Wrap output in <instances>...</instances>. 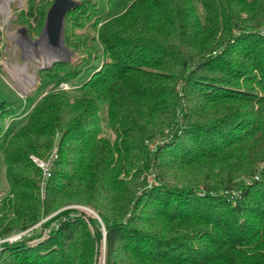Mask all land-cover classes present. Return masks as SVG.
<instances>
[{"label":"trees","instance_id":"trees-1","mask_svg":"<svg viewBox=\"0 0 264 264\" xmlns=\"http://www.w3.org/2000/svg\"><path fill=\"white\" fill-rule=\"evenodd\" d=\"M76 1L47 89L0 99V264H264V0Z\"/></svg>","mask_w":264,"mask_h":264},{"label":"rangeland","instance_id":"rangeland-1","mask_svg":"<svg viewBox=\"0 0 264 264\" xmlns=\"http://www.w3.org/2000/svg\"><path fill=\"white\" fill-rule=\"evenodd\" d=\"M25 8L26 0H0V99H7L10 102L9 104H12L11 101L15 100L23 101L26 99V96L30 94H33V101L38 99L43 94V91L47 89L46 87L33 93L39 82L38 71L42 68H50L53 64H43L30 50L31 46L28 44L41 38L42 29L28 32L27 29L17 21V9ZM197 8L201 13V7L197 5ZM65 50L66 56L63 59L67 60L70 58L71 52L66 48ZM53 62H55V60ZM59 88L70 90L71 87L67 84H61ZM10 106L12 107V105ZM21 110L22 107L8 114L2 121L3 128H6L12 120L18 119L20 115H24V113L21 114ZM28 110L26 109V111ZM103 133L110 138L114 137L113 132L104 124ZM7 192L8 186L5 177V162L0 154V200ZM71 206L78 207L80 205ZM82 207L86 208L84 206ZM60 209L63 208H59L57 211ZM55 212L50 215L55 214Z\"/></svg>","mask_w":264,"mask_h":264},{"label":"water","instance_id":"water-1","mask_svg":"<svg viewBox=\"0 0 264 264\" xmlns=\"http://www.w3.org/2000/svg\"><path fill=\"white\" fill-rule=\"evenodd\" d=\"M78 5L76 0H53L49 6L42 31H46L48 40L51 44L56 45L59 41L62 42L63 22L65 13ZM65 59L55 60L64 61ZM53 63V62H52ZM51 63V64H52Z\"/></svg>","mask_w":264,"mask_h":264},{"label":"bare ground","instance_id":"bare-ground-1","mask_svg":"<svg viewBox=\"0 0 264 264\" xmlns=\"http://www.w3.org/2000/svg\"><path fill=\"white\" fill-rule=\"evenodd\" d=\"M34 41V40H33ZM31 46V51L39 60L48 65L54 60L63 59L66 56V50L61 41L53 45L49 42L46 31H42V36L39 40L28 44Z\"/></svg>","mask_w":264,"mask_h":264},{"label":"built area","instance_id":"built-area-1","mask_svg":"<svg viewBox=\"0 0 264 264\" xmlns=\"http://www.w3.org/2000/svg\"><path fill=\"white\" fill-rule=\"evenodd\" d=\"M55 157H56V147H54L52 149L48 159H46V160L39 158L37 156H33V155L30 156L31 160L40 168V170L42 172V180L40 182V186L42 188V193H41L42 196H43V186L45 184V180L50 176V168H51L52 162L55 159ZM78 207H82V206H78ZM84 209H87V208H84ZM50 216H48V217H50ZM48 217L42 219L41 221H44ZM40 222L35 224L33 227H37L40 224ZM30 229L31 228L24 230V231H21V232H18V233H15V234L10 235V236H8V237H6L0 241H4V240H7L9 242L14 241V240L18 239L20 236L27 233V231H29ZM98 264H105L104 250L102 251V254H101V257L99 259Z\"/></svg>","mask_w":264,"mask_h":264}]
</instances>
